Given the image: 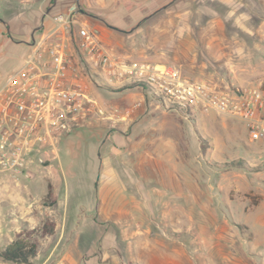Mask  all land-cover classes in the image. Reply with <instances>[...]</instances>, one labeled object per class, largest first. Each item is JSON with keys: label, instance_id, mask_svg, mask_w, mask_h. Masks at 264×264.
Instances as JSON below:
<instances>
[{"label": "rangeland", "instance_id": "obj_1", "mask_svg": "<svg viewBox=\"0 0 264 264\" xmlns=\"http://www.w3.org/2000/svg\"><path fill=\"white\" fill-rule=\"evenodd\" d=\"M24 1L0 0V20L7 21L6 32L13 41L25 37V18L37 20L41 15L43 0L27 5ZM74 1L80 9L79 20L122 59L166 64L179 68L187 78L232 87L264 84V0H114L106 9ZM0 50L5 56L10 51L3 46ZM17 61L10 58L5 66L11 68ZM169 110L182 124V155L190 167H197L200 180H209L214 188L221 180L233 185L226 190L230 205L219 203L217 209L225 212L233 226L232 242L239 256L250 259L249 264H264V144L250 139L243 121L214 110L193 112L186 118L182 110ZM160 111L159 107L154 113ZM75 128L72 136H62L58 142L60 163L51 162L65 185L49 184L51 196L46 197L49 179L45 178L32 194L41 223L53 221L55 233L38 239V253L30 264H86L90 258L98 264H140L145 241L166 229L160 214L166 201L169 205V198H175V180L171 184L144 180L137 172L132 180L122 172L114 180H97L105 155L99 146L102 133L85 138L79 133L81 126ZM90 141L92 150L86 154L83 147ZM184 204L191 201L184 199ZM122 209L131 210L133 217H117L115 212ZM11 218L7 216V221L12 222ZM20 222L17 219L14 224L21 230L32 228ZM0 228L7 231V222H1ZM185 236L170 234L168 241L179 244ZM158 245L151 249L158 252ZM151 249L148 264H154ZM0 264L14 263L0 259Z\"/></svg>", "mask_w": 264, "mask_h": 264}, {"label": "crops", "instance_id": "obj_2", "mask_svg": "<svg viewBox=\"0 0 264 264\" xmlns=\"http://www.w3.org/2000/svg\"><path fill=\"white\" fill-rule=\"evenodd\" d=\"M34 1L36 0H26L21 3L27 5ZM71 1L43 0L38 11L41 15L37 20L25 18L27 32L19 41L11 40L10 34L6 32L7 21L0 20V47L10 50L6 56L0 50V67L3 68L0 71V85L9 74L23 65L24 59L34 51L42 38L50 37L47 42L55 37L68 38L70 29L62 24H56L53 18L64 13ZM112 2L114 0H82L85 6L97 9H106ZM4 30L6 33L3 32ZM9 57L11 59L17 57L18 60L11 68L5 66ZM80 70L81 78L87 85L88 97L104 111L103 114L88 112L78 124L81 126L79 133L84 137L102 133L99 146L102 147L101 151L105 155L102 156V160L100 159L102 163L96 171L97 180H114L121 172L125 173L129 180L137 176L136 172L143 176L144 180L160 182L169 180L168 184L175 180L177 190L175 198H169V205L166 201V207L160 214L166 229L161 231L159 237L145 241L142 246V257L138 259L139 263L148 264V249L152 246L156 249L155 245L159 244L161 247L158 248V252L151 249L154 264H237L239 261L240 264H249L250 259L240 257L234 247L232 242L234 229L227 215L221 209H217L219 203H223L226 207L230 205L231 198L226 190L233 185L221 180L214 188L207 183L209 180H200L197 167H190L188 160L182 155L181 143L184 141L182 124L180 122L177 124L170 110L166 111L163 103L141 85L126 81H107L92 70L85 71L82 66ZM154 99L158 104H155ZM159 107L160 113H154ZM185 141L187 145V140ZM89 144H84L83 147L86 154L92 150V141ZM57 150L55 162H59L60 157L59 147ZM126 160L131 164H126ZM119 165L122 166L119 168ZM52 167V163L37 167L29 179L20 177L22 180H13L10 174L1 176L0 223L7 222L8 225L7 231L0 228L1 248L21 230L18 224H14L17 219H20L22 225L26 222L30 227L41 223L39 218L41 212L34 211L32 206L35 201L32 194L42 180L49 179L46 185L55 186L62 182L65 185V181L60 179ZM61 171L63 172L62 168ZM63 178L65 179L64 172ZM190 178L194 180H187ZM185 185H188L186 193ZM184 199L191 201V204L185 206ZM159 202H161L159 198L156 199V203ZM115 215L119 218L133 217V212L122 209L115 212ZM7 216H14L10 219L12 222L7 221ZM146 224L145 221L144 231L149 233ZM233 225L235 227L237 224ZM170 234H186V236L179 244H174L168 241ZM85 263L98 264L93 258Z\"/></svg>", "mask_w": 264, "mask_h": 264}, {"label": "built area", "instance_id": "obj_3", "mask_svg": "<svg viewBox=\"0 0 264 264\" xmlns=\"http://www.w3.org/2000/svg\"><path fill=\"white\" fill-rule=\"evenodd\" d=\"M77 2L53 21L70 29L67 39L42 38L23 65L0 85V178L29 179L37 167L56 159L58 142L85 118L102 108L87 93L82 66L107 81L143 86L164 108L216 113L243 121L251 140L264 144V84L232 87L190 79L166 64L135 62L111 53L79 20ZM70 48V50H69Z\"/></svg>", "mask_w": 264, "mask_h": 264}, {"label": "trees", "instance_id": "obj_4", "mask_svg": "<svg viewBox=\"0 0 264 264\" xmlns=\"http://www.w3.org/2000/svg\"><path fill=\"white\" fill-rule=\"evenodd\" d=\"M179 69V68H178ZM181 72V70H180ZM182 73V72H181ZM78 128H72L77 130ZM72 130L64 136L73 135ZM51 196L50 185L46 197ZM55 233V223L45 220L38 227L22 229L15 234L13 239L0 249V259L14 264H29L38 253L37 241L39 238Z\"/></svg>", "mask_w": 264, "mask_h": 264}, {"label": "water", "instance_id": "obj_5", "mask_svg": "<svg viewBox=\"0 0 264 264\" xmlns=\"http://www.w3.org/2000/svg\"><path fill=\"white\" fill-rule=\"evenodd\" d=\"M163 7H165V6H163Z\"/></svg>", "mask_w": 264, "mask_h": 264}]
</instances>
